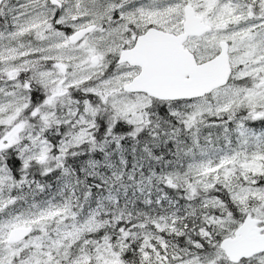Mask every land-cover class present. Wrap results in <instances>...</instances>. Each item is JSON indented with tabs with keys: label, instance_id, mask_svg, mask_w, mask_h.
Returning a JSON list of instances; mask_svg holds the SVG:
<instances>
[{
	"label": "snow or ice",
	"instance_id": "6c2138e0",
	"mask_svg": "<svg viewBox=\"0 0 264 264\" xmlns=\"http://www.w3.org/2000/svg\"><path fill=\"white\" fill-rule=\"evenodd\" d=\"M0 264H264V0H0Z\"/></svg>",
	"mask_w": 264,
	"mask_h": 264
}]
</instances>
